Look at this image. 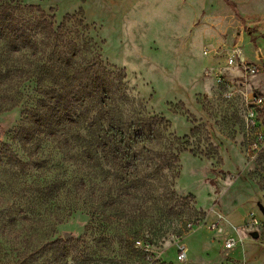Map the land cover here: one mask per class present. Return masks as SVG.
Wrapping results in <instances>:
<instances>
[{"label":"rangeland","instance_id":"1","mask_svg":"<svg viewBox=\"0 0 264 264\" xmlns=\"http://www.w3.org/2000/svg\"><path fill=\"white\" fill-rule=\"evenodd\" d=\"M29 6L54 28L69 17L83 59L124 72V120L166 126L131 167L52 140L28 155L16 133L36 85L1 103L0 264H264V0H0L38 19Z\"/></svg>","mask_w":264,"mask_h":264},{"label":"trees","instance_id":"2","mask_svg":"<svg viewBox=\"0 0 264 264\" xmlns=\"http://www.w3.org/2000/svg\"><path fill=\"white\" fill-rule=\"evenodd\" d=\"M28 10L36 11L39 18L26 19L0 9V104L8 101L12 109L31 82L39 95L35 105L24 111L16 138L28 155L44 154V142L52 140L71 159L75 160L69 154L75 148L78 158L95 161L104 152L131 167L136 149L154 140L158 128L165 129V121L157 117L124 120V105L130 102L122 83L124 72L107 71L96 60H84V48L74 43L65 25L69 17L54 28L39 7ZM0 109L8 111L3 105ZM48 188L41 195L44 202L60 192L54 184Z\"/></svg>","mask_w":264,"mask_h":264},{"label":"built area","instance_id":"3","mask_svg":"<svg viewBox=\"0 0 264 264\" xmlns=\"http://www.w3.org/2000/svg\"><path fill=\"white\" fill-rule=\"evenodd\" d=\"M228 62H229V64L233 63V58L231 55L228 56ZM250 71L252 73L258 72L257 68L254 66L250 69ZM252 102L254 103V106H260V105L264 104V100L261 96H256V97L252 98ZM252 113H253L252 117H255L254 110H252ZM249 123H250L251 127H254L256 125L255 122L251 119H250ZM263 133H264V127H263V129L261 127L260 130L258 129L256 131V133L253 135L252 148L254 150L258 149L259 144L262 142V140H263L262 134ZM251 219H252V221L255 222V219L253 218V214H252ZM238 241L235 239V237L230 236V235H226L225 240L223 242V247L225 250H231V249L236 247ZM176 258L179 262H183L186 259V248L184 246H180L177 249V257Z\"/></svg>","mask_w":264,"mask_h":264},{"label":"water","instance_id":"4","mask_svg":"<svg viewBox=\"0 0 264 264\" xmlns=\"http://www.w3.org/2000/svg\"><path fill=\"white\" fill-rule=\"evenodd\" d=\"M257 207H258V210L261 212V214L264 215V207H263L261 204H258ZM251 236H252L254 239H256V238L258 237V235H257L256 232H253V233L251 234Z\"/></svg>","mask_w":264,"mask_h":264}]
</instances>
